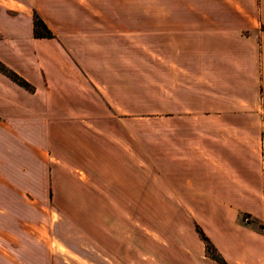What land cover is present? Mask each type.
<instances>
[{
  "label": "crops",
  "instance_id": "1",
  "mask_svg": "<svg viewBox=\"0 0 264 264\" xmlns=\"http://www.w3.org/2000/svg\"><path fill=\"white\" fill-rule=\"evenodd\" d=\"M0 63V264H264V0H0Z\"/></svg>",
  "mask_w": 264,
  "mask_h": 264
},
{
  "label": "trees",
  "instance_id": "2",
  "mask_svg": "<svg viewBox=\"0 0 264 264\" xmlns=\"http://www.w3.org/2000/svg\"><path fill=\"white\" fill-rule=\"evenodd\" d=\"M33 36L35 38H49L50 33L45 28V26L40 22L37 17L33 18ZM0 73L8 78L10 81L14 82L16 85L20 86L21 88L25 89L26 91H32V87L28 85L24 80L18 77L15 73L7 69L0 63ZM196 233L198 234L200 240L204 245V252L208 258L213 260L216 264H223L222 260L216 253L215 249L209 243L207 238L198 230L196 229Z\"/></svg>",
  "mask_w": 264,
  "mask_h": 264
},
{
  "label": "rangeland",
  "instance_id": "3",
  "mask_svg": "<svg viewBox=\"0 0 264 264\" xmlns=\"http://www.w3.org/2000/svg\"><path fill=\"white\" fill-rule=\"evenodd\" d=\"M40 215H41V223H42V225H43V216H44V214H40ZM49 215L51 216L52 221H55V220L57 219V217H58V214L53 213V212H50ZM27 217H28L29 219H31L30 216H27V215H26V218H27Z\"/></svg>",
  "mask_w": 264,
  "mask_h": 264
}]
</instances>
